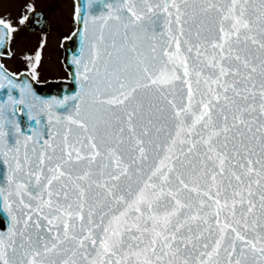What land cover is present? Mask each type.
I'll list each match as a JSON object with an SVG mask.
<instances>
[{"label": "snow or ice", "instance_id": "6c2138e0", "mask_svg": "<svg viewBox=\"0 0 264 264\" xmlns=\"http://www.w3.org/2000/svg\"><path fill=\"white\" fill-rule=\"evenodd\" d=\"M0 264H264V0L0 15Z\"/></svg>", "mask_w": 264, "mask_h": 264}, {"label": "flooded vegetation", "instance_id": "af4514ba", "mask_svg": "<svg viewBox=\"0 0 264 264\" xmlns=\"http://www.w3.org/2000/svg\"><path fill=\"white\" fill-rule=\"evenodd\" d=\"M53 1H57V0H37L38 2V6L40 7H47V5L52 4ZM63 4L64 0H60ZM21 2V0H3V2H1L0 0V15H3L5 13V11H11L13 16H15L17 14V8L19 3ZM51 2V3H48ZM60 18L58 19L60 22L63 19V21L61 22V24H63L64 22V16H63V11L60 10ZM33 35H37V39H39L40 34L39 33H26L27 37H31ZM38 41V40H37ZM13 67L15 68V65H13ZM47 78V77H45Z\"/></svg>", "mask_w": 264, "mask_h": 264}, {"label": "rangeland", "instance_id": "374dc122", "mask_svg": "<svg viewBox=\"0 0 264 264\" xmlns=\"http://www.w3.org/2000/svg\"><path fill=\"white\" fill-rule=\"evenodd\" d=\"M51 1H52V0H51ZM1 2H3V0H1ZM58 2L62 4V2H61L60 0L53 1L52 4H53V3H58ZM48 3H51V2H48ZM45 8H46V5H45ZM60 12H61V11H60L59 9H58L57 12H56V18H57V19L60 18ZM50 15H51V14H50ZM62 21H63V19L61 20V22H62ZM37 40H38V39H37V35H33V36H31V37H28V46L31 47L35 42H37ZM50 47H53V48H54V47H55V43H53V45H51ZM57 51H58V49H57ZM46 55H47V54H46ZM52 56H53V59L55 60V58H56V52H53V53H52Z\"/></svg>", "mask_w": 264, "mask_h": 264}]
</instances>
